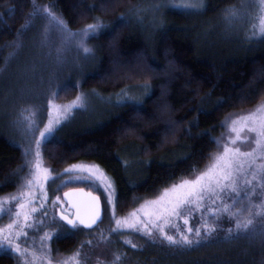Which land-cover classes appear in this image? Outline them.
<instances>
[{"label": "trees", "instance_id": "16d2710c", "mask_svg": "<svg viewBox=\"0 0 264 264\" xmlns=\"http://www.w3.org/2000/svg\"><path fill=\"white\" fill-rule=\"evenodd\" d=\"M150 1L0 0V195L17 190L25 162L6 117H16L15 103L30 102L21 100L23 89L46 90L51 68L50 93L57 101L84 92L96 98L54 130L42 143V156L55 173L79 161L99 165L117 190L120 215L205 168L219 148L226 115L264 99V38H248V17L236 24L225 20L241 0H202L196 11L162 7L141 15ZM44 9L73 31L102 23L86 40L91 52L65 44L61 66L50 64L38 47L48 20ZM61 36L51 28L47 38L59 45ZM32 58L42 60L25 83ZM43 97L31 100L40 110ZM76 186L82 185L61 186L59 193ZM92 231L67 227L52 239L54 256L74 252ZM230 236L219 234L192 248L147 240L132 248L113 241L122 264H264L261 231ZM0 264L16 259L0 252Z\"/></svg>", "mask_w": 264, "mask_h": 264}, {"label": "rangeland", "instance_id": "374dc122", "mask_svg": "<svg viewBox=\"0 0 264 264\" xmlns=\"http://www.w3.org/2000/svg\"><path fill=\"white\" fill-rule=\"evenodd\" d=\"M170 2L171 0H152L144 7L142 11H140V14L143 16L152 14L162 8H157V5H167ZM258 4L259 0H241L237 5V9L235 11H229V13L225 16L226 22L229 24H236L237 22H240L244 19L246 20L248 17L250 22H252L251 28L253 29V25L259 24ZM233 12L235 15H233ZM50 29L51 27L49 26V22L47 20L41 28L38 47L40 48V53L43 52L46 56V59L51 62L50 64L61 66L60 61H62V57L60 52L62 51V46L65 45L63 42V35L60 38L59 45H53L48 41L49 39L47 38ZM78 39H73L70 43L76 44ZM70 43H67L66 45ZM40 60L42 59H39V61L37 59L35 61V58H32L29 66L26 67L27 69H24L23 76L25 74V83L27 82V78H33L35 76V63H39ZM51 69L53 70V68ZM51 69L48 70L49 72L46 70L47 76H49L47 79L48 85L46 86V90L43 92V90L39 89L38 87H36V89L30 87L31 92H33V90H36L37 92L29 94L26 93V89H23L21 91V94L23 95L21 100L23 103L26 101L30 102H26V104L23 105L15 103V107H17L16 117L14 119L12 117H6L8 120V131L16 134V136L22 142L24 150L29 149V151L27 155L24 152L25 162L22 167L23 173L19 187L14 192L0 195V205H2V207H0V227H4L10 224L13 220H17V224L13 225V233L19 232L20 235H13V241L15 244H18L21 249H28L29 252L21 256L19 253H16L12 247L8 246L0 247V252L11 253L16 259V264H29V262L32 261L31 252H35L37 257H47L48 259H51L52 264H59L60 261L72 257L73 254L77 252H79V256L76 257V259L79 260L80 264H113V261H115V264H122L120 253L117 252V244H115L113 240H119L123 245H128L132 248L139 247L143 240H152H150L142 231H137L136 229L121 228L119 230H115L116 224L115 219L112 218L111 209H106L105 207L102 222L93 229V231L88 235L89 237H87L86 241L83 242L77 250L61 257L54 256L52 252L51 242L54 236L67 230V227L64 226L65 223L58 216V211L61 210L66 214H69L71 211L67 209L66 203L61 204L59 201H57L55 204L53 203L57 196H59L60 200L63 201L62 195L59 193V187H63L64 185L68 184L82 185L76 187H89L101 196L103 200V206L104 196L102 191L93 187L87 179L81 178L80 180H77V177L81 176L79 170L69 169V166L74 164L78 165L95 163L89 161H79L68 165L59 173H55L52 171L51 167L42 156V143L51 135H48L46 138H41L40 130L45 127L50 119H60V123L55 126L56 129L73 114L75 109L80 108L76 107L74 104L76 98L67 101H57L53 94L50 93V83L53 81ZM37 83L40 86V84L43 83L42 78L39 77ZM24 86L26 88L28 87L26 85ZM84 94H86V103L82 107H92V105L95 103L94 100L96 97L94 95H88L89 93L86 92H84ZM43 95V103L41 102L43 105L42 109L40 110L35 106V104H33V102L34 100H41ZM49 99L53 100L54 105L51 109V112H49V105L47 103ZM21 100H19V102ZM31 100H33V102H31ZM261 101H264V99ZM259 103L249 109L237 110L226 115L223 121L224 131L220 136L219 148L215 153H220L223 151L224 143H229L230 147H238L241 152H248L256 147L254 143L255 134L248 132L247 129H241L240 132L241 137H248L247 140H238L236 144L233 145L229 141V136L233 138L236 136V133L231 132L230 130L232 120H234L238 115H246L248 112L253 111L258 107ZM70 104L73 105L71 112L67 114L65 118H60V114L56 106L62 107L64 105ZM25 108H31L33 112V115L31 116L33 125L31 127L29 126L28 121L25 119V117L28 116V113L22 112V109ZM237 127H239V125H237ZM38 138L41 141L39 147L40 169H48L47 173L43 171L38 172V170L35 168L36 140ZM210 162L202 170L189 177L181 178L175 181L173 184H178L182 179H195V176L201 171H204ZM37 173L41 177L39 184L36 182L34 175ZM45 175H49L50 178L48 180H44L43 176ZM84 175L86 176L87 173ZM29 179L33 180L31 185L26 183V181ZM249 180L252 181L251 184L245 183V181ZM40 184L43 185L42 189L39 186ZM173 184L167 188H171ZM236 188L237 191H232L231 188H224L221 191L219 188H217L215 194L206 191L203 193L204 198L202 200L182 206L179 216H168L165 220L157 221V223L164 226L165 231L170 235L178 236L179 232H184L185 234L189 235L191 239H197L195 231L188 233L187 228L192 227L195 230L196 227H200V242H202L219 234L223 235L224 237L236 234V217L231 215V213H235L237 210H239L243 215L249 216V211L251 210L253 214L250 215L249 218L252 219L253 223L256 225L255 232L261 231L260 226L261 223L264 222V215L254 214L256 212V206H264V158H262L259 153L257 154L256 162L251 167L247 162L244 163L240 174L236 177ZM21 192L25 193V195L22 197L19 195ZM29 192L31 193V196L27 195ZM161 195H163V190L157 196L145 201L155 200ZM12 196H16L17 199H10ZM195 199L196 198L193 197L194 201ZM145 201L138 204L126 214L120 215L115 211V218L127 220L130 223L134 219L132 214L135 213L137 217L147 222L148 218H146L143 213L145 211H152L153 208H142L141 206L144 205ZM21 203H24V209H17L16 205ZM225 205L228 206V211L224 210ZM31 209H35V211H31ZM17 211H21V216L19 218L16 217ZM25 212L28 214L27 221L24 220ZM185 217L187 218V224H185ZM152 219L155 220V217H152ZM205 223H215L217 226L216 230L212 233H206L203 228ZM229 228L233 229L232 233L228 232ZM46 233L47 236H45ZM5 234H7V230ZM153 242L167 243V241L163 240V238ZM116 256L120 257L118 261L115 260ZM32 264H47V261L38 259L32 262Z\"/></svg>", "mask_w": 264, "mask_h": 264}, {"label": "snow or ice", "instance_id": "6c2138e0", "mask_svg": "<svg viewBox=\"0 0 264 264\" xmlns=\"http://www.w3.org/2000/svg\"><path fill=\"white\" fill-rule=\"evenodd\" d=\"M157 8L168 7V8H183L186 11H196L204 7L202 0H171L167 5H157ZM259 11V24L253 25V31L248 38H254L257 34L261 38H264V0H259L258 4ZM35 9L33 14H35ZM48 14V22L51 28L58 29L63 35V42L65 44L70 43L73 39L79 38L76 42V47L82 49L85 54L91 52V49L87 46L86 40L92 34L98 33L104 25L102 23H89L85 25L82 29L73 31L68 27L63 19L57 16L55 13L51 12L48 9H44ZM233 15L235 13L233 12ZM147 88V85H144ZM55 95V93H53ZM220 101L218 103H222ZM49 105V112H51L53 105V100L49 99L47 101ZM86 103V94L81 93L76 97L74 102L76 107H82ZM60 114V118H65L72 110L73 105H64L62 107L56 106ZM22 112H27L28 116L25 119L28 121L29 126L33 125L31 116L33 115L31 108L22 109ZM60 123V119L52 120L45 125V127L40 130V137L46 138L48 135H51L55 126ZM239 125V127H237ZM241 129H247L248 132L255 134V148L248 152H241L238 147H230L229 143L223 144V151L220 153H215L212 156L210 164L206 167L204 171H201L198 175L195 176V179L188 180L182 179L178 184H173L171 188H164L163 195L158 197L155 200L145 201L142 208H153L152 211H145L143 214L147 219H140L133 213L134 219L129 223L127 220H121L115 218V207L118 202V193L114 187V183L110 177L106 175L103 169L97 164H74L70 165L69 169L79 170L81 173L80 177H77V180L81 178L87 179L93 187L97 190H101L104 196V207L106 209H111L112 218L115 219L116 229L121 228H131L136 229L137 231H142L150 240L156 241L160 238L167 241L169 246L176 248H192L193 246H199L201 239V228L196 227L195 230L192 227L187 228L188 233L195 231L197 239H191L189 235L184 232H179L178 236L170 235L165 231L164 226L157 223V221L165 220L168 216H179L182 210V206L198 202L204 198V192H210L212 194L216 193L217 188L221 191L224 188H231L232 191H237L236 188V177L240 174L241 169L245 162L251 167L257 160V154L259 153L262 158H264V101H261L256 109L248 112L246 115H238L231 122V132L236 133L235 138L229 136V141L231 144H236L238 140L244 139L247 140L248 137H241ZM40 139L36 140V164L35 168L39 171L45 173L48 172V169H40ZM217 143H220L217 141ZM25 154L27 155L29 149H25ZM67 171V170H65ZM87 173L85 176L84 174ZM35 175L36 182L39 184L41 177L37 174ZM49 175L43 176L44 180H48ZM28 185L33 183V180L29 179L26 181ZM247 184H251L252 181H245ZM41 189L43 185H39ZM21 197L25 193L21 192L19 194ZM27 195L31 196L29 192ZM65 197H68L67 201H61L60 197L57 196L53 203L55 204L59 201L61 204L67 203L69 208L73 211H70L68 215H65L63 212L60 213L61 220L66 222L65 227H71L72 229H78L79 226L84 225L85 227L91 228L92 225L97 224L98 220L101 217V196L97 195L95 191L90 190L85 191L83 188L70 189L68 192L64 193ZM195 197V201L193 200ZM10 199L16 200V196H12ZM202 206V205H201ZM2 207V205H0ZM17 209H24V203L17 204ZM224 210L228 211V206H224ZM35 211V209H31ZM215 214V213H214ZM253 213L249 211V216ZM255 215H264V206H256ZM236 217L235 219V230L237 233H254L256 230V225L253 223V220L249 216L243 215L239 210L235 213H231ZM21 216V211H17L16 217ZM155 217V220L152 219ZM28 214L24 213V220L27 221ZM185 224H187V218L185 217ZM17 224V220H13L10 224L0 227V247H12L16 253H19L21 256L29 252L28 249H21L18 244H15L13 241V235L19 236L20 233H13V225ZM216 224H207L203 225L204 231L206 233H212L216 230ZM261 233L264 234V222L261 223ZM7 230V234H5ZM233 229L229 228L228 232L232 233ZM158 232V235H157ZM47 236V233L45 234ZM225 238H232L231 236H226ZM6 242V244H5ZM135 247V246H134ZM32 262L41 259L46 260L47 264H52V260L47 257H37L35 252H31ZM79 256V252L74 253L72 257L66 258L59 262V264H80L79 260L76 257ZM119 256L115 257V260L118 261ZM115 264V261H113Z\"/></svg>", "mask_w": 264, "mask_h": 264}, {"label": "water", "instance_id": "95a60500", "mask_svg": "<svg viewBox=\"0 0 264 264\" xmlns=\"http://www.w3.org/2000/svg\"><path fill=\"white\" fill-rule=\"evenodd\" d=\"M78 188H83V187H73V188H69V189H67L66 191H64L63 193H62V199H63V201H67L68 200V197H65L64 196V193L65 192H68L70 189H78ZM85 191H89L88 189H86V188H83ZM97 195H99L98 193H96ZM100 196V195H99ZM66 207H67V209H69V210H71V211H73L72 209H70L69 208V205L66 203ZM101 219L100 220H98V222H97V224H95V225H92L91 226V228H88V227H85L84 225H81L80 227H82V228H85V229H94V228H96L101 222H102V220H103V217H104V206H103V200H102V198H101ZM62 211L61 210H59L58 211V216H59V218L61 219V216H60V213H61ZM65 215H68V214H66V213H64ZM64 222V221H63ZM65 224H66V222H64ZM70 227V226H69Z\"/></svg>", "mask_w": 264, "mask_h": 264}]
</instances>
